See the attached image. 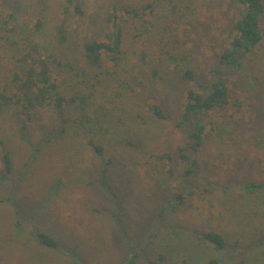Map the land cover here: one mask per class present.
<instances>
[{"label":"rangeland","instance_id":"rangeland-1","mask_svg":"<svg viewBox=\"0 0 264 264\" xmlns=\"http://www.w3.org/2000/svg\"><path fill=\"white\" fill-rule=\"evenodd\" d=\"M113 2L153 4L143 35L162 37L180 62H159V79L152 78L140 60L139 22L120 12L121 69L103 78L88 70L87 83L80 84L90 96L88 115L67 109L68 125L63 117L58 123L51 106L41 107L22 129L18 110L3 111L0 140L12 158L13 174L0 179V264H126L133 257L135 264H206L212 257L221 264L241 258L264 264V194L241 193V182H264V40L242 70L219 65L217 56L231 39L241 9L234 0H76L72 5L68 0H0V11L14 12L20 28L43 13L41 41L86 68L80 44L106 38ZM75 5L83 14H74ZM261 23L264 29V15ZM60 26L67 37L63 44L56 36ZM105 66L114 70L110 61ZM182 66L192 68L200 84L225 78L231 100L205 115V141L185 167L176 153L192 140L176 121L187 90H201L181 78ZM141 70L150 78L134 84ZM130 81L133 90L125 84ZM60 83L65 89L77 86L74 79ZM153 103L169 118H154L148 108ZM77 121L90 134L77 128ZM54 128L65 130L63 136L47 143L45 133ZM89 138L103 153L87 143ZM128 139L134 146L123 142ZM1 154L0 149V169ZM171 154L174 176L167 172ZM178 194L186 203L176 209ZM209 231L224 235V250L205 244L202 234ZM38 232L56 238L59 248H40ZM159 254L163 262H156Z\"/></svg>","mask_w":264,"mask_h":264},{"label":"trees","instance_id":"trees-1","mask_svg":"<svg viewBox=\"0 0 264 264\" xmlns=\"http://www.w3.org/2000/svg\"><path fill=\"white\" fill-rule=\"evenodd\" d=\"M40 1L45 3V0ZM75 1L68 0V3L72 5ZM234 1L241 9L233 23L231 39L218 54L217 61L219 65L240 71L250 59L251 54L262 45L264 40V29L261 23L264 15V0ZM154 8L153 4L131 6L113 2L112 12L108 14L107 18L109 32L106 38L104 40H87L80 44L81 58L86 68L84 64L79 67L76 60L71 57H61L53 46L41 41L40 35L44 30L45 21L43 13L35 19L33 25L26 23L20 28L14 12L0 11V115L9 107L18 110L20 115L23 116L22 129L27 127L26 121L32 119L33 110L41 107L51 106L58 123L62 120V117L66 120L65 123L71 121V118L69 117V121L67 116V109H74L83 117L88 115L87 108L90 104V96L80 86L81 83H87L88 70H95L96 76L103 78L116 76L121 69L125 31L121 25L120 12L139 22L136 38L140 46V60L148 66L151 77L159 79V62H177L178 60L180 62L181 58L177 52L170 51L171 47H168L167 42L162 37L143 35L144 28H148L149 14L154 11ZM64 11L68 12L69 7H66ZM74 12L77 15L83 14L79 5H75ZM56 36L59 43L63 44L67 40L64 26L56 29ZM14 49H16L15 54ZM106 61L112 63L114 70L107 69L105 66ZM215 72L217 74L218 70H215ZM179 74L183 80L194 83L201 90V92L196 91L194 88L187 90L184 111L176 121V126L188 134V137L192 140V142H188L189 144L180 147L176 153L177 158L185 167L190 158L193 159L191 153L199 152L205 141V115L229 106L231 100L230 87L225 78L217 76L210 84L206 85L199 83L195 71L190 67L182 66L179 69ZM144 78L150 77L145 70H141L138 75L134 76L133 82L141 85ZM64 79H74L77 86L70 89L63 88L60 82ZM125 84L132 90L135 88L132 87L131 81L130 83L125 82ZM148 106L149 112L154 118L158 120L169 118L160 104L153 103ZM80 125L81 123L77 124V128L83 129L85 134H90V129L83 126L80 128ZM64 131L57 130V128L51 129L45 133L44 139L47 143L61 140ZM123 142L127 146H134L131 139L123 140ZM87 143L94 147L99 154L103 153V149L99 145L97 146L91 138L87 139ZM4 145L5 143L0 140L2 151L0 179L7 180L13 174V162L9 151L4 148ZM167 158L170 164L167 171L168 175L174 176L176 174L173 166L174 154ZM192 165L196 166V163L193 162ZM190 172H192V169L185 172V177ZM102 173L106 175L107 170L104 169ZM241 183L244 191L241 190L242 192H240L243 195L257 196L264 194V182L254 183L248 180ZM176 197L179 201L177 204L180 205L176 207L178 209L185 205L186 198L182 194H178ZM34 237L40 248H59L60 242L48 233L38 232ZM202 239L205 244L212 246L216 251H222L227 247L224 235L216 231L203 233ZM204 242L203 246L205 245ZM193 245L196 248L202 246ZM40 252H38L37 257L41 261ZM134 258L126 264H135ZM164 260L165 256L159 254L156 262H163ZM206 264L221 263L218 257H212ZM236 264L248 263L241 258Z\"/></svg>","mask_w":264,"mask_h":264}]
</instances>
